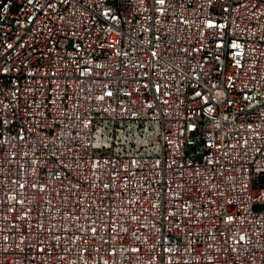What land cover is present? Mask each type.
I'll use <instances>...</instances> for the list:
<instances>
[{
  "label": "built area",
  "instance_id": "built-area-1",
  "mask_svg": "<svg viewBox=\"0 0 264 264\" xmlns=\"http://www.w3.org/2000/svg\"><path fill=\"white\" fill-rule=\"evenodd\" d=\"M0 264H264V0H0Z\"/></svg>",
  "mask_w": 264,
  "mask_h": 264
}]
</instances>
